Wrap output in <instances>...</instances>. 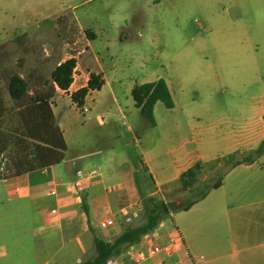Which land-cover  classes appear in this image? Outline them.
Returning a JSON list of instances; mask_svg holds the SVG:
<instances>
[{"label":"crops","instance_id":"1","mask_svg":"<svg viewBox=\"0 0 264 264\" xmlns=\"http://www.w3.org/2000/svg\"><path fill=\"white\" fill-rule=\"evenodd\" d=\"M219 1L226 3V7L205 19L208 31L206 36L199 37V43L220 48L235 46L242 51L244 62L249 64L250 77L263 76L260 61L264 59V55L261 56L264 53V0ZM78 27L80 31L86 34L90 32L94 36L83 41L84 46L76 53L65 54L57 61L56 66L75 58L76 77L68 91L56 87L50 102L55 121L67 145L65 159L53 166L0 178L1 226L5 227L4 233L16 235L13 237L12 252L8 251L7 245L0 252L3 264L17 263L10 257L27 256L32 252L30 248L38 252L37 256L45 254V259L39 264H79L88 249L94 247L95 250L93 244L96 234L113 239L127 225L139 222L142 201L139 188L145 196L170 191L174 193L175 178L179 181L180 175L196 162L243 153L256 148L264 139L263 106L258 107L249 120L230 121V124L221 127L220 132L215 126L193 130L190 138L184 140L177 149L179 157L176 161L174 146L158 153L143 150L140 159L125 153L118 154V142L115 140L110 143L109 140H92L95 144L90 149L79 151H84L82 153L73 152L62 117L58 114L60 104L68 98L72 105L88 113L86 106L89 98L101 94L107 84L101 55L91 41L96 38V33L79 24ZM21 37L27 38L26 35L13 37L1 43L0 47L18 41ZM66 47H70V44ZM49 55L44 48L39 59L31 55L18 58L16 73L29 81L30 95L46 88L43 82L49 78L44 77V61ZM20 66H24L23 71H20ZM91 73L102 74L105 83L100 90L90 91L84 106L79 108L73 102L72 94L88 85ZM110 94L115 107L114 117L120 114L126 118L114 88ZM104 99L105 96L94 98L93 103H104ZM7 102L10 104V99ZM96 117L100 125H105L101 115ZM11 124L14 125V121ZM113 125L117 130L116 125ZM128 131H132V128L129 127ZM114 136L117 137V134ZM82 144L86 145L87 142ZM19 152L13 146L1 161L6 159L7 164L25 154ZM163 155L171 157L173 166L172 174L170 178L167 176L169 179L166 181L160 180L153 169L156 166L158 174L164 176L167 170L161 159ZM83 200L89 207L90 222L83 209ZM172 201L175 200L169 202ZM187 211L186 236L177 227L175 213L171 212V221L166 223L164 219L158 235L151 240L165 244L170 235L179 234L183 251L194 258L196 264H264V155L252 164H242L229 171L218 189L212 190L204 200ZM109 220L114 224L103 228L101 224ZM107 228L111 230L106 233ZM25 238L32 241V246L27 249H24L21 241ZM146 247L144 239L137 247L128 249L120 259L125 264H132L131 256ZM201 256L203 260H198ZM164 259L167 258L160 255L142 264H158Z\"/></svg>","mask_w":264,"mask_h":264},{"label":"rangeland","instance_id":"2","mask_svg":"<svg viewBox=\"0 0 264 264\" xmlns=\"http://www.w3.org/2000/svg\"><path fill=\"white\" fill-rule=\"evenodd\" d=\"M225 7L226 3L219 0H0V44L16 36L27 37L9 42L0 51V86L9 99L8 77L19 68L18 58L31 55L39 59L44 48L50 54L44 61V77L50 78L57 61L65 54L76 53L84 46L83 41L90 38L80 31L78 24L91 29L97 35L91 41L101 55L107 84L101 94L89 98L88 113L72 105L68 98L61 102L58 114L73 152L90 149L95 144L92 140H109V143L115 140L118 154L140 159L143 150L158 153L174 146L176 161L177 149L193 130L215 126L220 132L230 121L249 120L258 107L264 106V75L250 77L249 64L244 62L240 49L199 43V37L207 35L205 19ZM67 44L70 47L66 49ZM260 68L263 74L264 59ZM23 70L24 66H20V71ZM160 78L167 81L175 107L168 109L162 102L156 103L154 127L141 116L131 91L135 85ZM112 88L126 118L113 115ZM101 96H105V102L94 104L93 99ZM98 114L104 118L105 125L99 124ZM129 127L132 131H128ZM84 141L86 145L82 144ZM226 156L203 162L199 184H212L220 177L221 158ZM161 159L167 170L164 176L158 174L156 166L153 169L160 180L166 181L173 171L171 157L163 155ZM140 175L142 179L143 173ZM155 196L179 201L186 194L175 178L174 193ZM174 213L177 227L186 236L188 211ZM165 221H171L169 215ZM1 225L0 222V252L6 245L12 252L16 235L4 233L5 227ZM110 230L107 228L105 232ZM21 241L24 249L32 246L27 238ZM93 249H88L81 261L92 258L96 253ZM30 250L27 256L10 258L17 261L15 264H39L45 259L44 253L37 256V251ZM0 264H3L1 258Z\"/></svg>","mask_w":264,"mask_h":264},{"label":"trees","instance_id":"3","mask_svg":"<svg viewBox=\"0 0 264 264\" xmlns=\"http://www.w3.org/2000/svg\"><path fill=\"white\" fill-rule=\"evenodd\" d=\"M93 38V34L87 32ZM3 47H0V51ZM77 61L70 58L52 71L50 78L43 82L46 87L33 95L29 94L30 83L18 73L8 77L7 94L12 103L7 102L4 90L0 86V160L13 146L19 153L15 160L9 161L0 178L21 175L37 169L61 163L66 156L67 145L63 134L55 121L50 102L56 93V87L68 91L73 83V73ZM105 81L102 74L91 73L88 85L72 94L73 102L82 108L90 91L100 90ZM131 95L143 118L156 126L154 107L162 102L168 109L175 107L173 95L167 81L163 78L153 82L136 85ZM14 121V125L11 123ZM8 124V125H7ZM29 152V153H26ZM264 155V139L248 152H236L221 158L223 166L220 177L212 184L199 178L203 171V162L198 161L180 175L179 181L186 194V200L180 210H189L208 194L218 189L225 175L242 164H252ZM141 209L136 225H127L116 237L107 239L96 234L94 237L95 256L79 264H107L111 259L121 257L128 249L138 246L147 234L154 232L171 211L169 201L156 196H145L140 190ZM83 209L90 222V212L86 200ZM92 229V227H91Z\"/></svg>","mask_w":264,"mask_h":264},{"label":"built area","instance_id":"4","mask_svg":"<svg viewBox=\"0 0 264 264\" xmlns=\"http://www.w3.org/2000/svg\"><path fill=\"white\" fill-rule=\"evenodd\" d=\"M76 73H73V81L75 80ZM87 111V110H85ZM6 166V159L0 160V172L3 173ZM53 212H56L55 210ZM113 221L109 220L103 222L101 226L103 228L113 225ZM162 224V223H161ZM160 226L152 233L147 234L144 239L147 242V247L139 250L136 255H133L132 264H142L145 261L152 259L156 256H164L167 259L161 260L158 264H196L195 259L189 256L186 251H183V242L179 234L170 235L169 239L165 244L154 243L151 239L153 236H157ZM143 239V240H144ZM137 247V246H136ZM198 260H203L201 256ZM107 264H125L120 257L117 259H111Z\"/></svg>","mask_w":264,"mask_h":264},{"label":"water","instance_id":"5","mask_svg":"<svg viewBox=\"0 0 264 264\" xmlns=\"http://www.w3.org/2000/svg\"><path fill=\"white\" fill-rule=\"evenodd\" d=\"M185 199L186 197L183 196L179 199V201L169 202L168 206L170 208V211L174 212V211L180 210L184 205Z\"/></svg>","mask_w":264,"mask_h":264}]
</instances>
